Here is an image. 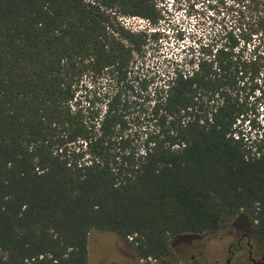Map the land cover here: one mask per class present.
Returning a JSON list of instances; mask_svg holds the SVG:
<instances>
[{
	"label": "trees",
	"instance_id": "obj_1",
	"mask_svg": "<svg viewBox=\"0 0 264 264\" xmlns=\"http://www.w3.org/2000/svg\"><path fill=\"white\" fill-rule=\"evenodd\" d=\"M162 2L0 0V264H88L93 232L174 264L175 240L239 217L264 237V143L241 129L264 0H210L230 25L150 88L133 73L156 33L117 18L158 25ZM90 74L116 82L104 106L78 100Z\"/></svg>",
	"mask_w": 264,
	"mask_h": 264
},
{
	"label": "rangeland",
	"instance_id": "obj_2",
	"mask_svg": "<svg viewBox=\"0 0 264 264\" xmlns=\"http://www.w3.org/2000/svg\"><path fill=\"white\" fill-rule=\"evenodd\" d=\"M161 7L162 20L158 25H151L147 31V34L156 33V37L145 48V55L133 73L135 78L146 80L150 88L164 84L174 70L188 67L198 56L200 48L218 41L217 36L224 27L230 25L229 18L224 19L225 12L212 8L214 3L210 0H163ZM116 89V82L107 75L102 78L86 75L81 83L78 100L85 106L88 102L104 106V100L115 93ZM252 101L253 110L247 121L241 123V129L252 141L264 143V91L257 93ZM137 126L134 128L138 130L146 127L142 124ZM232 226L235 229L240 226L245 228V221L239 217L226 229L175 240L173 249L177 254L191 251L186 256L189 259L194 254V243L204 241L209 247L222 248L232 240ZM124 241L112 233L93 232L90 235L88 264H141L132 247H126Z\"/></svg>",
	"mask_w": 264,
	"mask_h": 264
},
{
	"label": "flooded vegetation",
	"instance_id": "obj_3",
	"mask_svg": "<svg viewBox=\"0 0 264 264\" xmlns=\"http://www.w3.org/2000/svg\"><path fill=\"white\" fill-rule=\"evenodd\" d=\"M241 227V226H240ZM235 229L231 235V241L225 244L222 248L209 247L207 242L194 243L192 248L194 254L186 256L191 252L177 254L174 264H264V237L257 236L252 233L251 228L243 226ZM124 241V240H123ZM126 247H130L129 243L124 241ZM217 252L218 254H214ZM189 261V262H188ZM141 264H164L153 259L141 260Z\"/></svg>",
	"mask_w": 264,
	"mask_h": 264
},
{
	"label": "built area",
	"instance_id": "obj_4",
	"mask_svg": "<svg viewBox=\"0 0 264 264\" xmlns=\"http://www.w3.org/2000/svg\"><path fill=\"white\" fill-rule=\"evenodd\" d=\"M117 19L122 27L132 33H147L151 28V23L142 18L118 16Z\"/></svg>",
	"mask_w": 264,
	"mask_h": 264
}]
</instances>
